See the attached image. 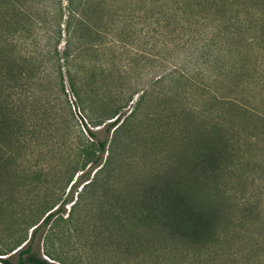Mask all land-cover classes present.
Instances as JSON below:
<instances>
[{
    "label": "rangeland",
    "instance_id": "1",
    "mask_svg": "<svg viewBox=\"0 0 264 264\" xmlns=\"http://www.w3.org/2000/svg\"><path fill=\"white\" fill-rule=\"evenodd\" d=\"M263 2L236 0L237 8ZM115 5L131 13L128 19H112L103 12L102 25L110 32L101 35L102 54L96 60L103 70L96 69L92 79L83 74L77 80L78 94L70 86L66 68L51 61L54 44L48 39L52 35L48 3L43 6L40 37L27 41L36 45H26L25 51L22 40H15L10 59L34 51L33 61L40 66L31 91L34 97L23 99L30 108L21 119L50 140L18 143L13 157L17 165H12L16 172H10L17 186H9L16 205L0 211V253L7 243L26 234L28 238L30 225L38 222L32 249L51 264H189L181 253L164 249L163 237L143 225L134 226L132 233L127 226L121 231L115 225L103 230L96 212L98 206L118 210L115 196L133 192L136 181L147 179L149 173L164 169L176 179L182 163L193 165L205 150L219 154L215 162L220 167L226 216H241L244 208L253 213V219L240 220L242 234L233 244L219 245L217 257L206 264H264V17L242 13L237 27L233 15L222 17L221 22L231 27L220 36L229 49L213 69L211 64L194 62L196 54L206 50L204 46L196 50L180 44L183 37L197 39L201 30L188 27L187 37L182 36L173 17L165 27L159 15L151 17L157 7L153 2L124 0ZM252 10L258 12L256 7ZM247 29L254 38H248ZM112 39H117L113 54ZM200 42L206 43L205 35ZM62 46L63 40L57 50ZM142 90L143 97L136 103ZM89 104L94 114L87 111ZM115 107H121L119 123L124 121L107 135L104 124L112 119L105 118L106 112ZM101 120L105 122L98 125ZM88 129L95 138L89 137ZM104 138L107 143L100 154L97 142ZM85 146L95 156L101 155L98 167L103 166L96 181L82 188L87 182H81L82 171H73ZM72 173V182L77 181L68 191ZM35 176L37 181L32 180ZM57 204L59 212L42 226L44 216ZM229 245L241 251L234 253Z\"/></svg>",
    "mask_w": 264,
    "mask_h": 264
},
{
    "label": "trees",
    "instance_id": "2",
    "mask_svg": "<svg viewBox=\"0 0 264 264\" xmlns=\"http://www.w3.org/2000/svg\"><path fill=\"white\" fill-rule=\"evenodd\" d=\"M121 1L124 0H63L62 8V0H0V211L16 205L12 194L13 189L10 190L9 186H17V180L11 178V175L16 172L15 166L12 168V165H17L13 157L16 149L18 151V143H41V140H50L48 136H42L33 123L21 119V115L28 107L30 108L23 99L29 96L34 97L35 93L31 91H33L34 82L37 81L40 66L33 61L36 55L34 51L26 52L25 55L20 54L17 59H10L9 56L15 54L13 53L15 40H22L26 50L21 49L25 51L28 49L27 46L36 45L32 41L33 45L28 42L29 45L27 41H34L40 37V31L45 23L43 6L48 3L49 16L52 18V35L48 39L53 40L54 44L51 61L57 63L58 68L61 66L66 68L70 77V86L78 94L81 87H78L77 80L81 79L83 74L88 73L92 79L96 69L103 70V64L96 61L102 54L101 35L110 34L106 25H102L103 12L110 14L112 19L115 17L128 19L131 13L125 7H116L115 4ZM140 1L143 5L152 2L157 4V7L152 10L151 17L159 15V18L166 21L165 27L170 24L173 17L175 29L179 30L182 36H186L188 27L201 30L197 39L189 41L183 37L180 44L182 48L188 46L189 49L195 47L196 50L200 45L204 46L206 50L202 49V52L196 54L194 62L199 65L211 64L213 69L223 53L229 49L228 43L220 36H225L231 27L221 22L222 17L227 13L233 15L234 17H231L233 27L241 23L239 15L242 13L264 17V2L261 6L252 3L237 8L236 0ZM170 2L173 9L169 5ZM3 7L9 15H5ZM255 7L258 12L252 10ZM208 34H210L209 37H207ZM203 35L206 38L204 44L200 42ZM252 37L254 38L252 32L248 31V38L252 39ZM62 40V50L58 51L57 47ZM114 40L112 39L109 43L111 53L112 46L115 47L117 42V39ZM180 74L181 77L186 75L183 71H180ZM214 75L216 76V73ZM143 93L142 90L136 103H140ZM120 108L115 107L111 112H106L109 115L105 118L112 119L104 124L107 135L110 131H116L124 121L123 119L119 123ZM86 109L90 114H94V108L90 104L86 105ZM104 122L97 121V124ZM87 132L89 137L95 138L92 131L88 129ZM97 143L101 154L105 150L107 138ZM80 152L81 159L74 163L76 166L73 173L75 170L82 171L81 182L87 181L83 188L96 181L94 177L103 165L98 167L102 157L95 156L90 146L83 147ZM218 155L215 152L209 154L205 150L201 151L198 161L193 165L182 163L181 174L178 173L176 179L166 174L164 169L149 173L147 179L136 181L133 192L115 196L114 202L117 203L115 208L118 210L109 209L108 211L105 207L98 206L99 211L96 212V216L101 221L100 226L106 231L110 230V225H115L119 231L127 226L128 233H132L134 226L143 225L144 228L163 237L164 249L181 253L189 264H206L207 260L211 262L217 257L219 245L233 244L234 238L241 230L242 221L240 220L246 217L253 219L251 210L245 208L241 216L234 218L226 216V206L223 201L225 192L218 180L220 167L215 162ZM72 164L70 163V167H73ZM231 164H227L224 170L230 168ZM172 169L176 171V168L172 167ZM12 170L13 173L10 174ZM73 173L68 182L70 184L68 191L77 181L76 178L72 182ZM35 179L36 176L32 180L37 181ZM102 195L97 197V202H100L99 198L103 197ZM75 204L76 201L71 204V207ZM52 208L42 219V226H46L56 212H59L60 205L57 204L53 210ZM132 219H136V222L130 223ZM39 226L38 222L31 224L28 238L26 234L23 239L7 243L4 252L0 253L3 256L0 257V264H51L32 249V241ZM229 226H232V230L228 232ZM111 234L114 236L113 233ZM228 249L234 253L241 251L239 247L232 248L231 245ZM168 264H172V261H168Z\"/></svg>",
    "mask_w": 264,
    "mask_h": 264
},
{
    "label": "snow or ice",
    "instance_id": "3",
    "mask_svg": "<svg viewBox=\"0 0 264 264\" xmlns=\"http://www.w3.org/2000/svg\"><path fill=\"white\" fill-rule=\"evenodd\" d=\"M34 235H35V233H34ZM45 261H47V257H45Z\"/></svg>",
    "mask_w": 264,
    "mask_h": 264
}]
</instances>
